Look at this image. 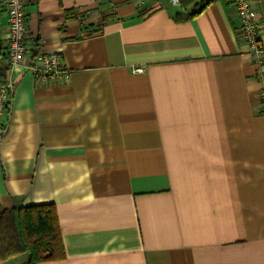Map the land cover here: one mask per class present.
Here are the masks:
<instances>
[{
	"label": "crops",
	"instance_id": "crops-1",
	"mask_svg": "<svg viewBox=\"0 0 264 264\" xmlns=\"http://www.w3.org/2000/svg\"><path fill=\"white\" fill-rule=\"evenodd\" d=\"M239 1L25 0L30 50L69 71L16 69L0 142V209L57 208L65 257L40 264H264V63ZM7 43L0 0V84Z\"/></svg>",
	"mask_w": 264,
	"mask_h": 264
},
{
	"label": "built area",
	"instance_id": "built-area-1",
	"mask_svg": "<svg viewBox=\"0 0 264 264\" xmlns=\"http://www.w3.org/2000/svg\"><path fill=\"white\" fill-rule=\"evenodd\" d=\"M172 2L177 5L180 0H172ZM6 4L8 9L7 73L5 80L0 84V142L7 131L5 115L13 96L15 84L13 73L17 68L26 64V68L42 83L48 82L49 79L56 81L69 75L60 54L30 50L26 36L25 0H6ZM237 11L240 18L239 35L248 45L254 62L261 66L264 63L262 40L264 28L259 6L252 0H240ZM134 72H143V67H135ZM260 109L264 112V99Z\"/></svg>",
	"mask_w": 264,
	"mask_h": 264
},
{
	"label": "trees",
	"instance_id": "trees-1",
	"mask_svg": "<svg viewBox=\"0 0 264 264\" xmlns=\"http://www.w3.org/2000/svg\"><path fill=\"white\" fill-rule=\"evenodd\" d=\"M207 3L198 4L192 16L199 14ZM21 254L28 257L18 264H40L65 257L55 204L0 209V263Z\"/></svg>",
	"mask_w": 264,
	"mask_h": 264
},
{
	"label": "rangeland",
	"instance_id": "rangeland-1",
	"mask_svg": "<svg viewBox=\"0 0 264 264\" xmlns=\"http://www.w3.org/2000/svg\"><path fill=\"white\" fill-rule=\"evenodd\" d=\"M23 256H27V254H22ZM9 262V261H8ZM8 262H6L5 264H8Z\"/></svg>",
	"mask_w": 264,
	"mask_h": 264
}]
</instances>
